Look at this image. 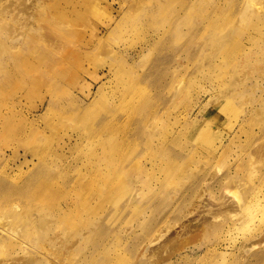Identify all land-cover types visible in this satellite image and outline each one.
Returning a JSON list of instances; mask_svg holds the SVG:
<instances>
[{"label": "rangeland", "instance_id": "1", "mask_svg": "<svg viewBox=\"0 0 264 264\" xmlns=\"http://www.w3.org/2000/svg\"><path fill=\"white\" fill-rule=\"evenodd\" d=\"M257 199L264 0H0V264H264Z\"/></svg>", "mask_w": 264, "mask_h": 264}, {"label": "bare ground", "instance_id": "2", "mask_svg": "<svg viewBox=\"0 0 264 264\" xmlns=\"http://www.w3.org/2000/svg\"><path fill=\"white\" fill-rule=\"evenodd\" d=\"M245 9H249L248 7H246ZM247 12L249 11V10H246ZM256 11L258 12L259 10L258 9H256ZM252 12H254V10L252 11ZM257 12H254L255 14L257 13ZM245 15H247V13L245 12ZM226 196V195H225ZM222 197V196H221ZM235 198L237 199V202H239V198H238V196H235ZM228 199V198H227ZM223 200V198L221 199V201ZM224 200H226V198H224ZM233 201V200H232ZM236 201V200H235ZM223 203V202H222ZM227 203V202H226ZM226 203H223V204H225L226 205ZM63 204V203H62ZM219 204V203H218ZM221 204V203H220ZM227 204H229V203H227ZM239 204V203H238ZM68 205V204H67ZM224 205V206H225ZM235 205V204H234ZM237 205V204H236ZM218 206V205H217ZM226 207V206H225ZM232 207H234L233 205H232ZM224 208V207H223ZM231 208V207H230ZM229 208V209H230ZM236 208H237V206H236ZM221 209V208H220ZM261 209V211H264V208L258 203V199L256 200V204L254 205V206H248L247 207V209H246V211H248L249 213H250V216L252 217L253 215H254V213L255 212H258V210H260ZM231 210H232V208H231ZM235 210V209H234ZM226 211V210H225ZM233 211V210H232ZM231 211V212H232ZM246 215V214H245ZM247 223V222H246ZM245 223V224H246ZM243 226H244V224H243ZM242 226V227H243ZM252 226V225H251ZM251 228V227H250ZM246 229V228H245ZM189 231H191V230H189ZM230 231V230H229ZM192 237V236H191ZM191 237H190V240H191ZM8 239V237H4V236H0V242L1 241H4V240H7ZM227 239V238H226ZM229 239V238H228ZM227 239V240H228ZM122 241V240H121ZM226 242H228V241H226ZM229 245V244H228ZM225 246H227V245H225ZM229 248V247H228ZM226 254H224V253H222V256H225ZM9 264H20V263H17V262H13V263H9Z\"/></svg>", "mask_w": 264, "mask_h": 264}]
</instances>
